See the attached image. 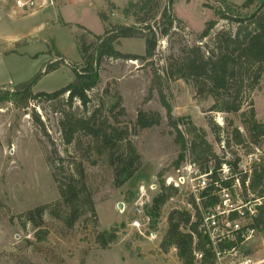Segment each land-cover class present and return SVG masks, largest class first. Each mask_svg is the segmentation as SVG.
<instances>
[{
    "label": "rangeland",
    "instance_id": "374dc122",
    "mask_svg": "<svg viewBox=\"0 0 264 264\" xmlns=\"http://www.w3.org/2000/svg\"><path fill=\"white\" fill-rule=\"evenodd\" d=\"M10 1L13 5L14 0ZM138 1L68 0L48 5L44 0H36L42 7L32 13L14 7L3 8L0 4V264H181L173 248L162 253L159 245L167 227L168 213L186 211L185 199L176 195L157 215L150 208L158 190V174L163 171L162 180L172 176L180 154L176 132L169 126L156 89L151 88L152 71L163 76L167 63L177 57L182 48L209 44L217 31L233 30V26L218 19L215 12L222 2L239 6L245 0H174L172 13L176 21L167 37L158 38L153 58L147 61L103 59L98 68L99 81L87 92L86 107L76 100L69 106L67 94L54 101L30 102L22 109L3 99L6 92L33 79L43 71L45 64L60 57L66 64L41 76L32 92L52 93L71 83L74 75L69 67H82L79 39L89 47L114 25L134 26L135 18L142 17L133 13L132 7ZM164 4L165 0L157 1L149 24L159 19ZM100 15L105 16V21L100 20ZM208 21L216 24L209 37L199 42L197 38ZM114 49L123 55L142 57L144 41L118 39ZM162 85L171 118L178 122L177 130L186 142L189 137L185 129L193 126L197 134H205L213 152L223 156L222 159L226 157L228 162L234 160L233 153L241 159L257 154L249 140L244 148L232 147L231 152L216 147L223 143L215 142L210 124L229 131L227 121H231L233 127L247 137L240 123V113L209 111L212 99L205 94L195 95L191 83L170 80ZM118 98L124 115H118V107L113 108ZM250 102L255 120L264 123V74L251 91ZM246 110L248 105L243 104L242 111ZM61 111L78 118L97 111L100 121L105 118L110 124L117 123L119 128L128 130V141L139 155L141 166L125 185L114 187L112 168L104 155L93 147L99 144L92 145L82 134L75 135L72 144L64 143L59 127ZM139 112L158 113L160 124L137 129L135 122ZM78 164L83 170L84 196L89 197L94 214L88 212L85 202L72 225L66 226L53 215L62 217L67 212L55 180L59 184L67 183ZM129 194L131 203H124L123 198ZM140 196L146 200L144 217L148 219L137 232L127 223ZM119 203L123 204L122 210L117 208ZM41 206L47 207L40 226L47 235L39 242L34 235L39 229L33 227L28 213ZM31 217L36 218L34 214ZM110 229L116 231L115 240L102 249L96 244L95 236ZM183 230L189 232L187 228ZM153 231H159L158 237L148 241V234ZM246 244L242 252L251 254L254 259L264 258V230L258 229Z\"/></svg>",
    "mask_w": 264,
    "mask_h": 264
},
{
    "label": "trees",
    "instance_id": "16d2710c",
    "mask_svg": "<svg viewBox=\"0 0 264 264\" xmlns=\"http://www.w3.org/2000/svg\"><path fill=\"white\" fill-rule=\"evenodd\" d=\"M158 0H139L134 4L133 13L141 14L142 17L135 18L134 26L114 25L108 29L101 37L96 38V42L86 46L82 38L78 41L79 53L82 60L80 69L69 67L74 75V80L64 88L52 93L32 92L34 84L40 80L41 76L52 73L60 66L65 65L63 58L45 64L43 71L38 73L33 79L13 87L4 94L3 99L13 104L17 108H26L30 102L40 99L54 101L67 94V103L70 106L73 101H78L82 107L89 103L87 92L92 90L99 81L98 68L103 59L113 60H151L154 56L158 38L167 37L173 28L176 19L173 17L172 7L174 0H165V4L158 20L149 24L154 18V12ZM222 6L215 15L218 19L233 26L231 29H221L217 31L209 44L202 46H192L182 48L180 54L167 63L165 74L160 76L156 70L152 71L151 88H155L162 106L166 110L169 126L176 132V143L180 144V154L176 168L187 155L189 160L201 170L207 162L212 160L215 169H219L224 161L222 157L213 152L212 146L206 141L204 133H196L193 126L185 129L189 140L177 130L178 122L171 118V108L165 102L162 94V83L170 80H181L191 83L195 95L205 94L213 101L209 111L222 114H239L241 125L247 137L242 132L233 127L231 121H227L230 127L226 131L219 126H212L210 129L214 135L215 142L219 145L223 143L226 151L231 152L232 147H241L247 144L255 145L261 150L262 157L259 163L252 164V170L248 181L249 191L257 198L264 197L261 186L264 183V123L255 120V113L250 102V93L257 85L259 79L264 74V0H245L241 5L229 2H222ZM100 20L105 21V16L100 15ZM216 22L208 21L204 29L198 36V41L202 42L209 37ZM139 38L144 41V56L132 57L123 55L114 49V44L118 39ZM249 100V102H247ZM243 104L248 105V110L242 111ZM118 98L113 108L119 109L118 115H124V109L119 108ZM112 110V109H111ZM63 112V111H61ZM59 127L66 145L72 144L77 134L91 140L97 151L104 155L112 168L113 185L119 188L125 185L138 171L141 166L140 157L135 148L128 141V130L119 128L116 124L103 118L98 119L97 111H93L86 117L78 118L73 113L60 115ZM161 117L156 112H139L137 114L135 127L139 130L149 129L160 124ZM38 121V120H37ZM222 135L224 137H222ZM247 140V141H246ZM259 141H262L260 143ZM124 143V146H118ZM121 149V151H120ZM234 160L226 162L232 170L236 168L238 158L231 155ZM75 172L71 174L67 183L59 184L57 188L62 204L67 212L66 216L54 214L66 226H71L78 215V210L87 202L88 212L94 214L93 206L85 194V183L83 181V170L78 164ZM76 175V176H75ZM163 171L157 176V194L150 204L151 212H157L171 199L176 197L177 191L164 184L161 179ZM245 177L242 179V184ZM244 185V184H243ZM132 195H126L123 202L130 204ZM214 203V199L202 202V207L207 208ZM47 207L41 206L28 213V219L33 227L38 228L34 235L37 241H44L47 231L41 230L42 216ZM194 208H196L194 206ZM35 215V220L31 216ZM150 215V214H149ZM195 221H191V215L187 211L172 210L167 215V227L160 241V251L167 253L171 248L176 251V257L181 264H214V250L208 244L202 233L198 231L199 215L195 214ZM253 227L264 230V200L258 207ZM187 228L189 232L183 229ZM114 229L103 231L95 236V242L102 249L107 248L115 240ZM218 250L231 249L232 244L217 246ZM194 253L199 254L197 259Z\"/></svg>",
    "mask_w": 264,
    "mask_h": 264
},
{
    "label": "built area",
    "instance_id": "2783aa9c",
    "mask_svg": "<svg viewBox=\"0 0 264 264\" xmlns=\"http://www.w3.org/2000/svg\"><path fill=\"white\" fill-rule=\"evenodd\" d=\"M59 1L68 0H44V3L53 5L54 2ZM14 5L24 13H32L42 7L36 0H15ZM216 147L225 151L222 145ZM256 153L244 159L238 157L234 170L225 163L228 161L226 157L222 159L224 162L219 169H215L213 161L210 160L201 170L189 160L188 156H185L174 174L164 178L165 186L175 189L177 195L185 199L184 206L191 215V221H195L196 213L199 215L198 231L214 250V264H264V258L254 259L251 254L242 252V247L246 246L258 231L253 227V222L258 215V207L264 200V197H255L248 189L252 164L259 161L258 157H262L261 150L256 149ZM243 177H245L244 185L241 182ZM261 188L264 191V183ZM143 198L144 196H140L133 205L132 219L127 223L137 232L148 219L144 217L146 200ZM209 199H214V203L203 208L202 202ZM172 200L173 198L169 201ZM158 234L159 231L150 232L148 241L156 240ZM228 243L233 245L231 249L222 251L217 249V246ZM194 255L197 259L200 258L199 254L194 253Z\"/></svg>",
    "mask_w": 264,
    "mask_h": 264
},
{
    "label": "crops",
    "instance_id": "0c3cea01",
    "mask_svg": "<svg viewBox=\"0 0 264 264\" xmlns=\"http://www.w3.org/2000/svg\"><path fill=\"white\" fill-rule=\"evenodd\" d=\"M15 1V0H14ZM14 1H12L13 5H14ZM11 1L10 0H1L0 1V4L3 6V8H6V7H11V8H16L15 5H11L10 3ZM17 9V8H16Z\"/></svg>",
    "mask_w": 264,
    "mask_h": 264
},
{
    "label": "water",
    "instance_id": "95a60500",
    "mask_svg": "<svg viewBox=\"0 0 264 264\" xmlns=\"http://www.w3.org/2000/svg\"><path fill=\"white\" fill-rule=\"evenodd\" d=\"M117 208H118V210H122L123 204L122 203L117 204Z\"/></svg>",
    "mask_w": 264,
    "mask_h": 264
}]
</instances>
